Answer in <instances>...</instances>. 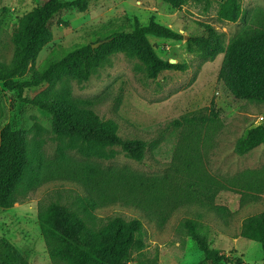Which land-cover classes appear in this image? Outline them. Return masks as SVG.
Wrapping results in <instances>:
<instances>
[{
  "label": "rangeland",
  "instance_id": "374dc122",
  "mask_svg": "<svg viewBox=\"0 0 264 264\" xmlns=\"http://www.w3.org/2000/svg\"><path fill=\"white\" fill-rule=\"evenodd\" d=\"M43 1L0 0V61H10L13 31ZM174 1L89 0L85 12H62L51 23L52 39L35 68L61 48L91 43L99 33L127 29L135 20L146 24L151 17L188 37L197 33L199 23L210 24L222 34L224 46L264 30V0H238L242 15L236 23L217 17L226 0H184L178 6ZM147 40L158 59H173L187 70H166L151 79L149 67L127 46L88 80L68 78L54 87V92H69L72 102L101 120L114 122L118 137L144 141L142 161L116 147L105 149L111 154L107 159L88 156L72 140L53 135L47 114L21 103L0 83V126L24 129L48 168V178L25 198L17 196L11 208L0 209V239L12 243L30 264H64L49 258L39 212L61 204L84 217L79 200L85 198L96 202L88 222L93 228L105 229L115 217L141 222L121 264H210L181 227L184 219L201 224L210 248L228 257V264H262L260 245L239 232L243 219L264 212V148L238 156L234 146L248 129L264 122V104L234 98L218 83L223 54L205 60L189 54L184 39L149 35ZM60 150L68 157L69 172L57 166Z\"/></svg>",
  "mask_w": 264,
  "mask_h": 264
},
{
  "label": "trees",
  "instance_id": "16d2710c",
  "mask_svg": "<svg viewBox=\"0 0 264 264\" xmlns=\"http://www.w3.org/2000/svg\"><path fill=\"white\" fill-rule=\"evenodd\" d=\"M88 1L44 0L26 13L12 33L10 61H0V83L5 90L15 93L21 103L47 114L53 135L72 140V146L79 147V151L88 156L107 159L111 154L105 149L116 147L128 158L142 161L147 148L144 141L118 137L114 122L101 120L93 110L72 102L69 92H54V87L68 78L88 80L95 69L127 46H132L149 67L151 79L166 70L184 72L186 64H170L158 59L147 40L149 35L175 41L183 40V36L158 24L153 17L146 24L135 20L127 29L99 33V38L91 43L61 48L35 68L38 54L52 39L51 23L55 17L67 11L85 12ZM183 2L175 0L171 4L178 6ZM241 15L238 0H226L217 12L218 19L228 23H236ZM101 40L108 41L92 48ZM186 50L211 61L223 54L218 83L234 98L264 104V30L239 36L224 46L220 32L210 24L199 23L197 33L186 41ZM257 147L264 148V122L248 129L236 141L234 151L244 156ZM56 161L59 169L69 172L68 157L63 150ZM47 175L45 158L39 148L29 145L27 132L8 124L0 126V209L11 208L18 201L17 196L25 198L48 178ZM122 182L119 179L117 183ZM79 206L84 217L61 204L39 212V229L49 258L53 263L64 264H121L129 255L135 236L140 234L141 222L115 217L107 228L98 230L88 225L94 219L92 211L96 202L92 198L80 199ZM216 210L226 211L220 206H216ZM181 227L205 261L229 263L230 259L223 253L210 248L197 220L184 219ZM239 236L260 245L264 264V212L243 219ZM0 264L30 263L12 243L0 239ZM236 264H241L240 260Z\"/></svg>",
  "mask_w": 264,
  "mask_h": 264
},
{
  "label": "water",
  "instance_id": "95a60500",
  "mask_svg": "<svg viewBox=\"0 0 264 264\" xmlns=\"http://www.w3.org/2000/svg\"><path fill=\"white\" fill-rule=\"evenodd\" d=\"M183 39L187 41L188 36H183ZM107 41H108V40H101V41H99V42L93 44V45H92V48H97V47H99L100 45H102L103 43H105V42H107ZM168 62H169L170 64H176V61L173 60V59H170Z\"/></svg>",
  "mask_w": 264,
  "mask_h": 264
}]
</instances>
